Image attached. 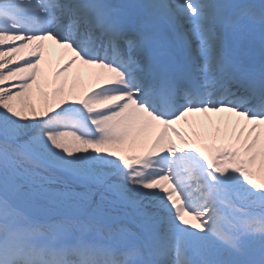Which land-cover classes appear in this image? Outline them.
Listing matches in <instances>:
<instances>
[{"label": "snow or ice", "instance_id": "snow-or-ice-1", "mask_svg": "<svg viewBox=\"0 0 264 264\" xmlns=\"http://www.w3.org/2000/svg\"><path fill=\"white\" fill-rule=\"evenodd\" d=\"M0 264H264V0H0Z\"/></svg>", "mask_w": 264, "mask_h": 264}]
</instances>
